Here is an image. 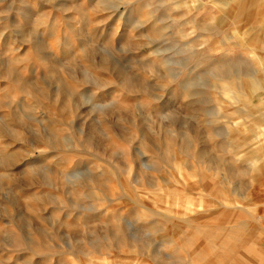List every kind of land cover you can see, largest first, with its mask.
<instances>
[{
    "label": "rangeland",
    "instance_id": "374dc122",
    "mask_svg": "<svg viewBox=\"0 0 264 264\" xmlns=\"http://www.w3.org/2000/svg\"><path fill=\"white\" fill-rule=\"evenodd\" d=\"M0 264H264V0H0Z\"/></svg>",
    "mask_w": 264,
    "mask_h": 264
}]
</instances>
